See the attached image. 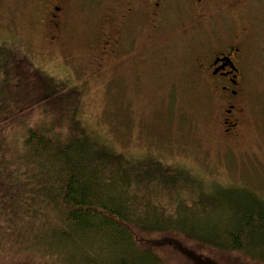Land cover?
Returning <instances> with one entry per match:
<instances>
[{"label":"trees","instance_id":"1","mask_svg":"<svg viewBox=\"0 0 264 264\" xmlns=\"http://www.w3.org/2000/svg\"><path fill=\"white\" fill-rule=\"evenodd\" d=\"M13 52L0 45V263L19 244L37 264H264V195L130 159L83 123L81 90Z\"/></svg>","mask_w":264,"mask_h":264},{"label":"rangeland","instance_id":"2","mask_svg":"<svg viewBox=\"0 0 264 264\" xmlns=\"http://www.w3.org/2000/svg\"><path fill=\"white\" fill-rule=\"evenodd\" d=\"M39 1L0 0V45L13 46L14 55H25L55 84L81 90L79 116L97 138L130 159L160 161L206 184L264 195V0L215 11L206 24L195 21H204L197 9L188 15L187 0H168L156 28L148 0H74L59 32L39 22ZM130 4L139 13L127 19L131 34L115 53L109 44ZM243 29L245 111L237 142L229 146L217 91L196 76L193 60ZM19 246L2 254L0 264H37L39 254Z\"/></svg>","mask_w":264,"mask_h":264},{"label":"flooded vegetation","instance_id":"3","mask_svg":"<svg viewBox=\"0 0 264 264\" xmlns=\"http://www.w3.org/2000/svg\"><path fill=\"white\" fill-rule=\"evenodd\" d=\"M74 0H40L41 9V19L39 22L46 23L55 32H59L67 20V14L69 13L68 8L72 5ZM147 1V0H146ZM152 3H145L147 5H152L151 8V20L157 23L155 28L159 25L164 15V11L168 0H148ZM218 1V2H217ZM137 4V1H132ZM187 6L190 10L191 5L199 7L201 14L214 16V10L217 13H221L225 8H234L243 3V0H187ZM140 3V2H138ZM215 3V4H214ZM211 4H214V9L210 8ZM142 5V3H141ZM145 6V5H143ZM142 6V7H143ZM136 8L131 4L127 11L121 16L125 21L120 22L122 28L120 32H116L115 36L112 38L109 48H115V53L118 52L119 47L123 46L124 41L128 40V35L131 34L128 29L130 24V16H134ZM210 12H213L210 13ZM139 12H136L137 14ZM21 12H18L15 21L20 23ZM19 16V17H18ZM129 19V22L128 20ZM124 24V25H123ZM249 25L252 23L249 22ZM20 26V24H19ZM34 27H36L34 25ZM18 28V27H17ZM248 29V28H246ZM246 30L240 31V33H234L232 35L233 41L220 46H211L208 49V54L200 58L195 57L193 64L197 67L202 76L208 81V87L211 90L217 91L216 103H219L221 122L223 125V132L225 137V144L231 146V142L235 144L237 142L238 136L240 134V126L242 124L241 116L245 111V104L243 103L244 87L243 78L241 77L242 66H244L246 55L244 53L243 45L246 43L243 41L246 38ZM50 38L55 39L56 35ZM243 44V45H242ZM248 56V55H247ZM211 93V92H210ZM228 138L232 139L228 141Z\"/></svg>","mask_w":264,"mask_h":264},{"label":"water","instance_id":"4","mask_svg":"<svg viewBox=\"0 0 264 264\" xmlns=\"http://www.w3.org/2000/svg\"><path fill=\"white\" fill-rule=\"evenodd\" d=\"M208 264H210V263H208Z\"/></svg>","mask_w":264,"mask_h":264}]
</instances>
